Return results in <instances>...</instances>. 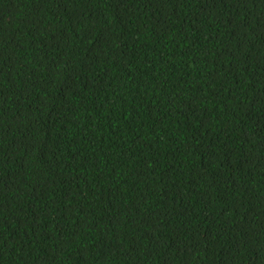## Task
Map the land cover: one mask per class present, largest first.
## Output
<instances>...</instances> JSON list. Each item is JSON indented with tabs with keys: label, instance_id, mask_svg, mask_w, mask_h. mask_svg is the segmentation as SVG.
<instances>
[{
	"label": "trees",
	"instance_id": "trees-1",
	"mask_svg": "<svg viewBox=\"0 0 264 264\" xmlns=\"http://www.w3.org/2000/svg\"><path fill=\"white\" fill-rule=\"evenodd\" d=\"M0 264H264V0H0Z\"/></svg>",
	"mask_w": 264,
	"mask_h": 264
}]
</instances>
